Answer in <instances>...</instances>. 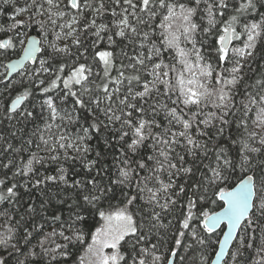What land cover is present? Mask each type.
<instances>
[{
	"label": "snow or ice",
	"instance_id": "6c2138e0",
	"mask_svg": "<svg viewBox=\"0 0 264 264\" xmlns=\"http://www.w3.org/2000/svg\"><path fill=\"white\" fill-rule=\"evenodd\" d=\"M0 18V264H264V0Z\"/></svg>",
	"mask_w": 264,
	"mask_h": 264
},
{
	"label": "trees",
	"instance_id": "16d2710c",
	"mask_svg": "<svg viewBox=\"0 0 264 264\" xmlns=\"http://www.w3.org/2000/svg\"><path fill=\"white\" fill-rule=\"evenodd\" d=\"M0 19H2V18H0ZM9 23H10V21H9ZM22 31H24V30H22ZM27 32H29V34L32 33V34L37 35V30H35V29L27 30ZM8 35H12V33H8ZM3 38H7V37L5 34L0 33V39H3ZM14 40L16 42V48L9 50L8 52H4V53H2V55H0V73L5 72V67H4L5 62L11 58L18 56L20 53L21 49H20L19 39L14 37ZM255 67H256V65L253 64L254 69H255ZM18 78H19V76L16 75L12 79H18ZM0 79H2V77H0ZM205 207H207L210 211H218L220 209V207L214 206V205H206ZM0 223H2V221H0ZM209 253H211V249H209ZM180 255H185V253L183 251H181ZM176 264H180V261L178 258L176 260Z\"/></svg>",
	"mask_w": 264,
	"mask_h": 264
},
{
	"label": "water",
	"instance_id": "95a60500",
	"mask_svg": "<svg viewBox=\"0 0 264 264\" xmlns=\"http://www.w3.org/2000/svg\"><path fill=\"white\" fill-rule=\"evenodd\" d=\"M28 36H31V37H34V38H39L36 34H32V33L29 34ZM26 39H27V38H26ZM23 47H24V45H23ZM23 47L21 48L20 53H19L18 56H16V57H14V58H11V59L7 60V61L5 62V64H8V63H10V62H14L15 60L19 59V58L22 56V54H23ZM5 64H4V65H5ZM5 71H6V69H5ZM19 71H20V68H19V66H18L17 70H15V71L12 73V77H11V79H12L14 76L18 75ZM218 211H220V209H219ZM225 230H226V228H225ZM232 243H233V242H231V241L229 242V247H231ZM227 251H228V249H226V252H227Z\"/></svg>",
	"mask_w": 264,
	"mask_h": 264
},
{
	"label": "rangeland",
	"instance_id": "374dc122",
	"mask_svg": "<svg viewBox=\"0 0 264 264\" xmlns=\"http://www.w3.org/2000/svg\"><path fill=\"white\" fill-rule=\"evenodd\" d=\"M29 35V32H26V36H25V39L28 37ZM23 47V45H20V49Z\"/></svg>",
	"mask_w": 264,
	"mask_h": 264
}]
</instances>
